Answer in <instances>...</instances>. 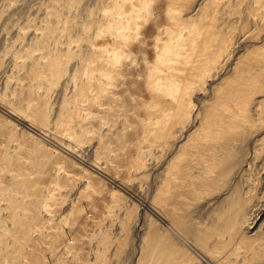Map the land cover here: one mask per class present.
<instances>
[{"label": "rangeland", "instance_id": "rangeland-1", "mask_svg": "<svg viewBox=\"0 0 264 264\" xmlns=\"http://www.w3.org/2000/svg\"><path fill=\"white\" fill-rule=\"evenodd\" d=\"M70 1L0 0V264H264V0L186 3L190 98L172 0Z\"/></svg>", "mask_w": 264, "mask_h": 264}, {"label": "bare ground", "instance_id": "bare-ground-1", "mask_svg": "<svg viewBox=\"0 0 264 264\" xmlns=\"http://www.w3.org/2000/svg\"><path fill=\"white\" fill-rule=\"evenodd\" d=\"M80 0H71L70 2H74V3H77V2H79ZM125 1H130V0H124L123 1V3L125 2ZM132 1V0H131ZM131 1H130V3H131ZM188 1L189 0H172L170 3H169V7H168V12H172V13H174V12H176V13H178V12H181V13H183V14H186L185 15V17H191V27H188V32H189V37H190V39H191V43L194 45V47H196L197 49L199 48V49H202V55L203 56H205V59H206V62L203 64V66H204V68L203 69H201V70H199V68H197V67H200L201 66V61L200 62H198V61H196L197 62V64L198 63H200V65H198L197 66V64H195L194 63V66H196V68H197V71L194 73L195 75L193 76V74H190L189 76H184V78H183V85H181V86H179V87H175V90L177 91V92H179L180 93V96L182 97V95H188V97L190 98V96H191V93L193 92V86H195L196 84H197V81L199 82L200 80L202 81V84H201V88H203L204 87V85H205V83H206V79L205 78H207V77H210V76H213V75H215L214 73H213V71L211 72V69H209L211 66H212V68H217L218 67V64H219V62H220V58H223V53L222 52H218L217 54H209V52L207 53V51H206V47L208 46H206V42L205 41H201L200 40V36H202V33L203 32H210V31H212L213 30V27L211 26V24L209 25V23L207 22V19H209L208 17L206 18V19H203V11H204V9H203V7H201V8H199V10H195V8L194 7H189L188 6V4H186V3H188ZM153 2H154V0H153ZM120 3V2H119ZM140 3H143L142 4V7L144 8V9H146V8H148V10H149V8H150V4H151V0H141L140 1ZM122 4V3H121ZM118 5V4H117ZM118 7V6H117ZM121 7V6H120ZM132 8H134V6H132L131 7V9ZM118 9V8H117ZM120 9V8H119ZM191 9V12H188V13H184V12H186L187 10H190ZM121 10V9H120ZM147 10V9H146ZM121 12V11H120ZM135 12H136V10H135ZM134 13V12H133ZM175 13V14H176ZM174 14V15H175ZM183 14H182V17H183ZM121 16H122V14H121ZM127 16V15H126ZM205 16V15H204ZM116 17H120V16H116ZM123 17V16H122ZM118 18H117V20H118ZM184 18V17H183ZM183 18L181 19V16H180V19H176V21H178V20H180L179 21V23L178 24H176V25H179V27H183L184 25H185V22H183L184 20H183ZM200 18H202V19H200ZM174 19V18H173ZM110 20V19H109ZM121 20V19H120ZM183 20V21H182ZM181 21H182V23H181ZM118 22V21H117ZM136 22V21H135ZM215 21H213L212 22V24L214 23ZM110 23V22H109ZM176 23V22H175ZM120 33V32H119ZM182 33V32H181ZM187 34V33H186ZM119 39V38H118ZM211 38H209V43L211 42ZM208 44V43H207ZM206 46V47H205ZM173 48H176V45H174V44H171V43H167V44H165L164 45V48H163V51H162V53L161 54H159L158 55V61H165L167 58H168V56H171V55H173V56H177L176 54V52L174 51V49ZM195 48V49H196ZM209 48V47H208ZM207 48V49H208ZM224 49V48H223ZM199 52H200V50H199ZM200 54V55H201ZM201 55V56H202ZM112 57H114V56H112ZM202 58V57H201ZM198 60V59H197ZM210 66V67H209ZM195 70V69H194ZM83 72V71H82ZM206 72V73H205ZM205 74H206V77H205ZM208 75V76H207ZM196 76H198L197 77V81L196 82H194V78L196 77ZM196 80V79H195ZM189 93V94H188ZM186 110V109H185ZM188 113H189V111H188ZM187 115V114H186ZM180 130V129H179ZM182 131V130H181ZM181 131H180V133H181ZM219 132H221V131H219ZM234 133V132H233ZM205 134H206V137L208 138V139H210V142L212 143H218L217 141H218V139H220L221 137H223L222 136V134L223 133H218V132H215V133H211L210 134V132L208 133V132H205ZM159 139V138H158ZM157 139V141L160 143V145H161V147H166L165 145V142L163 141V138L162 137H160V139L158 140ZM165 139H166V137H165ZM164 139V140H165ZM207 142H209V141H207ZM165 144V145H164ZM165 149V148H164ZM183 244L184 245H186V246H188L187 245V243L186 242H183Z\"/></svg>", "mask_w": 264, "mask_h": 264}]
</instances>
